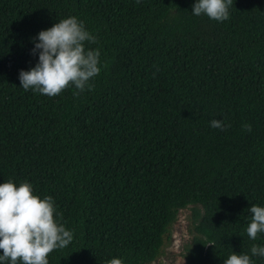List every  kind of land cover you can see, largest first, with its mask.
<instances>
[{"label": "trees", "instance_id": "obj_1", "mask_svg": "<svg viewBox=\"0 0 264 264\" xmlns=\"http://www.w3.org/2000/svg\"><path fill=\"white\" fill-rule=\"evenodd\" d=\"M195 3L0 0V183L53 198L73 240L48 264H149L188 206L187 264H264V233L246 231L264 207V0H233L222 22ZM71 16L96 38L92 89L25 91L38 33Z\"/></svg>", "mask_w": 264, "mask_h": 264}, {"label": "clouds", "instance_id": "obj_2", "mask_svg": "<svg viewBox=\"0 0 264 264\" xmlns=\"http://www.w3.org/2000/svg\"><path fill=\"white\" fill-rule=\"evenodd\" d=\"M139 2V0H137ZM233 0H196L193 15H206L219 22L229 19V8ZM33 54L39 51L38 63L28 71L19 73L20 86L25 90L54 97L74 85L79 91L92 89L90 80L99 75V50H86L85 42L95 43L96 38L86 29L82 21L71 16L60 20L52 27L38 33ZM210 126L226 130L230 125L213 119ZM242 128L251 131L250 124ZM56 212L51 196L43 198L33 194L30 183L17 186L12 181L0 183V261L11 264H48V255L56 249L67 247L73 233L54 217ZM251 222L247 235L256 240L264 233V207L252 205ZM253 256L264 257V246L253 245ZM183 257L181 258L182 261ZM107 264H123L120 258H112ZM224 264H253L249 255L233 252Z\"/></svg>", "mask_w": 264, "mask_h": 264}, {"label": "rangeland", "instance_id": "obj_3", "mask_svg": "<svg viewBox=\"0 0 264 264\" xmlns=\"http://www.w3.org/2000/svg\"><path fill=\"white\" fill-rule=\"evenodd\" d=\"M169 234V242L162 254L149 264H187L185 247L192 237L191 210L189 206L178 211L175 221L170 226Z\"/></svg>", "mask_w": 264, "mask_h": 264}]
</instances>
